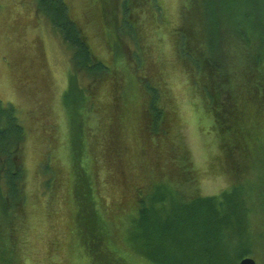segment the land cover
<instances>
[{"label":"rangeland","instance_id":"1","mask_svg":"<svg viewBox=\"0 0 264 264\" xmlns=\"http://www.w3.org/2000/svg\"><path fill=\"white\" fill-rule=\"evenodd\" d=\"M33 1L0 0V101L12 103L16 107L18 117L25 128L24 139L16 152L18 166L22 171L21 187L25 190L27 198L24 217H22L25 231L19 238L22 240L21 245L18 243L21 254L18 256L19 264H164V262L174 264L176 257V260L182 261L181 263L188 264V237L182 238L174 230L162 231L159 229L161 222H158L154 215L158 214L161 220L162 217L167 216L174 218L177 212L171 204L172 201L169 200V194L173 189L167 186L171 182L173 188L178 191V211L183 213L185 204H188L184 202L187 200L192 201L200 194L218 193L231 185L227 182L224 171L221 170L224 166L231 169V160L227 156L226 148L219 147L221 139L213 129V116L208 101L196 82L197 72L191 73L192 71L188 70V66L185 67L182 61L188 40L186 22L188 11L196 17L198 12L195 6L198 3L203 5L204 1L136 0L138 5L131 9V14L126 11L123 15L124 8L130 6V0H113V3L119 1L120 11L117 19L120 17L122 20L125 16L126 19L134 21L128 26L131 35L125 29L121 34L123 42L129 47L124 45L123 49L118 48L115 52L118 77L110 79L107 76L108 78L97 83L96 87H92L89 85L91 77L79 73L80 85L87 87V92L89 91L90 94H95L96 107H98L96 116L101 121L104 117L102 113L107 111L117 89L122 104L128 101V98L123 100L125 91L129 94V100L134 95L133 89L130 88L131 80L122 75V68L124 74L130 78L134 77L133 81L137 85L139 83V87L142 85L140 77L143 75L144 79L148 77L142 70L143 66L140 68L143 61L139 63L137 60H132V58H145V67L147 62L156 67L154 74L155 77L158 75L156 83H159L163 90L162 98L168 113L169 132L152 137L149 142L147 141V146H144L145 143L141 140L139 148L130 150L129 147L137 141L135 137L130 136L136 135L135 132L139 133L137 127H134L137 125V119L131 121V124L126 123V127L117 118L114 122L111 117L107 119L103 133L96 137H110L112 134L110 131L115 130L116 136H111L121 137V141L126 142L125 145L123 143L125 158L129 160V156H135L134 151H136L137 159L133 167L127 162L126 168L127 174L135 177L136 181L134 180L133 183L137 184L139 189L134 201L131 196L127 200L121 195L120 188L114 189L115 184L109 185L113 180L107 168L106 171L103 168L96 170L98 193H94L93 210L100 215L102 221L98 223L99 227L96 229L90 224L91 228L85 234L82 226L89 224L92 217V208L89 210L90 201L78 200L77 207L85 203L86 218L83 220V217L79 218L74 223L71 205L67 200L71 181L69 173L72 171L78 173L81 170L80 167L72 164L75 158L71 155L68 139L71 136L75 137V132L73 128L69 130V114L61 104L71 69V50L47 19L36 15ZM66 1L72 15L83 27L94 55L104 60L106 64L112 65L105 33L108 17L110 19L111 15L112 0H97L102 3V7L100 6L101 10L96 12L90 9L93 0ZM220 1L208 0L206 8L203 7L206 11V19L211 16V22L208 20V42L213 47L216 46L213 51L217 49L218 53L220 50L222 60L225 59L224 63L237 65L240 68L250 66L254 46L264 44V0H224L231 17L236 20L243 35L248 38L250 46H247L246 50L245 44L240 43L235 37L230 39L228 46L224 43L223 30L229 25L225 26V20L219 16ZM111 20L118 32H121L127 24L124 25L118 20L115 22L113 17ZM122 26L123 28L120 29ZM139 26L143 27V37L141 31L139 32L140 29L138 30ZM216 26L221 32H216L215 36L213 29ZM232 31V28L227 29L229 35ZM109 34L114 39L111 31ZM206 44L209 49L208 43ZM126 60L129 61V65ZM139 69L140 75H136ZM116 85L118 88L114 90L112 86ZM136 91L138 94L140 90ZM77 95L73 92L66 99L75 102ZM139 96L134 95L133 99L137 103L134 107L136 110L139 106ZM74 115L75 112L72 110V116ZM258 115L264 123V109H260ZM89 118L95 120L93 112ZM98 125L101 128L100 122ZM162 128L163 126H160L161 130ZM92 130H87V137H95L90 132ZM171 134L176 138L173 139ZM127 137L131 142L126 139ZM171 138L173 145H181L187 150V159L179 154H172L168 148ZM159 140L167 153L168 163L173 165V167L168 166V171H157L161 168V165L157 166V160L154 157L152 162L147 159L149 153L154 155L159 150L153 147V144L157 146ZM114 142L111 140L106 143L103 152L112 161L121 146L120 143ZM146 147L149 148L148 151ZM233 152L235 161L240 163L242 160L244 168L247 169L248 161H244L241 154L238 158L237 152ZM187 160L191 161L195 168V181H187L185 184L173 182L175 169L179 167L178 162L184 166ZM144 162H148L145 167L142 166ZM116 163L118 164L117 161ZM80 165L82 166L81 163ZM262 167L261 162L255 166L260 170ZM130 169L132 173H128ZM251 178L253 179L252 176ZM78 190L86 194L82 186H78ZM187 193L188 199L185 198ZM167 195L168 201L161 202L162 197ZM176 195L172 194L174 197ZM152 197H156L158 201H151ZM142 199L146 207V216L148 215V219L144 218L145 220L139 218ZM129 205H132L131 208L122 213ZM151 205L155 209H150ZM174 222L175 219L173 226ZM189 227L190 224L188 229ZM201 231V228H197L190 234ZM82 237L83 245L79 242V238ZM254 253L256 262L264 264V250L260 244L254 248Z\"/></svg>","mask_w":264,"mask_h":264},{"label":"trees","instance_id":"2","mask_svg":"<svg viewBox=\"0 0 264 264\" xmlns=\"http://www.w3.org/2000/svg\"><path fill=\"white\" fill-rule=\"evenodd\" d=\"M203 1V5L198 3L195 6V10L198 12L196 17H193V14L188 11V17H186L188 40L186 51L182 50L185 53L182 61L185 67L188 66V70L192 71L191 73L197 72L196 82L200 88L199 90L203 92L208 101V107L213 116V129L221 139L219 147L220 149L222 147L226 148L227 156L231 160V169H227L224 165L221 168L225 173L227 182H230L231 185L215 194L204 195L199 193L200 195H197L194 200H185L186 202L184 203L188 204H185L184 212L181 213L178 211V191L173 188L170 182L169 185H165H168L169 189H173L172 193L169 194V200L172 201L171 204H173L177 212L174 214V218L167 216L162 217L161 220L158 214L155 213L154 215L156 220L161 222L159 229H162V231L174 230L182 238L188 237V264H237L243 256H251L257 261L254 255V248L260 244L264 250V123L261 121V116L258 115L260 109H264V44L254 46L250 66L246 65L244 68H240L237 65L224 63L225 59L223 58L222 60L220 50L218 53L217 49L213 51L216 46L213 47L208 42V20L211 22V16L208 20L206 19V11L203 10V7L206 8L208 0ZM33 3L36 15L44 16L71 50V69L68 73L66 89L63 90L64 94L61 104L69 114V130L73 128L75 132V137L71 136L68 139L71 155L75 158L72 164L80 167L81 170L78 173L75 171L69 173L71 181L67 200L71 205V216L74 223L79 218L83 217L82 220L86 218L84 212L85 203L77 207L76 205L79 204L78 200L81 202H83V199L90 201L89 210L92 208V217L89 224L85 225V227L82 226L85 234L91 228L90 224L96 229L99 227L98 223L102 221L99 218L100 215L93 210L94 193H98L96 191L98 190L96 189L98 183L95 174L96 170L103 168L106 171L107 168V171L111 172L113 180V182L110 181L111 184L109 185L113 186L115 184L113 186L114 189L115 187L120 188L121 195L127 200L131 196L134 201V198H137V189H139L138 185L133 183L134 180L136 181L135 177L129 176L126 168L127 162L130 167H133L137 159L136 151H134L135 156L130 155L129 160H127L125 158L126 151L123 149L124 140L121 141V137H112L116 136L115 130L110 131L112 133L110 137L96 136L103 133L109 117H111L112 122L117 118V120L124 123V127H126V123L131 124V121L137 119V125L134 127H137L139 133L135 132L136 135L130 136L135 137V140H137L135 141L136 143L132 144L133 146L129 147L130 150L136 147L139 148L141 140L145 143L143 145L147 146V141L152 137L169 132V127L167 126L168 113H166L164 99L162 98L163 90L160 84L156 83V80L158 82V75L155 77L154 74V68L156 67H153L148 62L145 67L146 60L143 57L141 59H133L131 57L132 60H137L139 63L141 60L143 61L140 64V68L143 66V72L148 75L147 79H144L145 76L142 74L143 76L140 77L142 85L139 87V83L137 85L133 81L134 77L130 78V76L128 77L127 74H124L123 68L121 71L126 79L131 80L130 88L133 89L134 95L138 97L139 93L141 94L139 96L140 107L138 106L137 110L134 109L137 104L133 100L134 95L129 100V94L125 90L123 100L128 98V101L126 104H122L118 95V85L112 86L114 90L117 89L116 95L113 97L107 111L102 113L104 117L100 121L96 116L98 107H96L95 94H90L89 91L87 92V87L80 85L78 74L85 73L91 77L89 85L92 87H96L97 83L108 77L110 79L118 77L115 68V61H117L115 52L118 48L123 49L124 45L129 47L126 42H123L121 34L126 31L131 35L128 26L129 23L134 21L126 19L125 16L122 20H120V17L117 19V15L119 16L118 11H120L119 1L113 3L112 0L110 5L111 15L110 19L108 17V27L105 29L108 38L107 44L110 49L109 55L112 58L111 65L106 64L104 60L94 55L83 27L72 15L71 8L66 0H34ZM91 4L90 9L94 10V12L101 10L102 3L100 1L93 0ZM136 5H138L136 0H130V6L125 7L122 14L124 15L128 11L130 15L131 9L135 8ZM218 6L220 8L219 16L222 17V20H225V26L229 25L224 27L223 30L224 43L228 46L230 39L235 37L240 43L243 42L245 44V50L248 49L247 46H250L248 38L243 35L236 20L231 17L227 4L224 0H221ZM192 8L194 7L192 6ZM92 14L94 15L93 11ZM112 17L115 22L118 20L124 25L127 23L124 28L123 26L120 27V29L123 28L121 32L116 30L114 22L111 20ZM228 28L233 29L230 35L227 33ZM138 30L139 32L141 31L143 37V27L139 26ZM110 31L114 34V39L109 36ZM213 31L215 36L216 32H221L218 30V26L214 27ZM206 43H208L209 49ZM122 59L124 62V58ZM140 72L139 69L136 75H140ZM137 89L140 90L138 94H136ZM73 92L78 94L75 102L71 99L70 101L66 99ZM16 110L12 103L0 101V191H3L2 193L0 192V264H19L18 256H21V254L18 243L21 245L22 240L19 238L21 234L24 235L23 232L25 231L22 225V217H24L27 198L25 190L21 187V184H23L22 171L20 166H18L16 155L24 139L25 128ZM72 110L75 112L74 116H72ZM92 112L95 120L89 118ZM126 118L128 119L126 120ZM99 122L101 128L98 125ZM160 126H163L162 130ZM90 129H93L90 132L95 137L86 136L87 130ZM171 137L173 139L176 138L172 134ZM126 139L131 142L129 137ZM111 140H114V143L121 144L117 155L113 157V161L110 160L107 154L103 153L104 145ZM169 141L168 148L172 154H179L187 159V150L181 145H173L172 138ZM153 145L159 150L154 155L149 153L147 159L150 162L153 160L152 157L157 160V166L161 165V168L157 169V171H168V166L173 167V165L168 163L167 153L164 151L161 141L159 140L157 146ZM146 148L148 151L149 148ZM233 151L237 152L238 158H240L239 155L241 154L244 161H248L247 169L244 168L245 165L242 160H240V163L235 161ZM219 158L221 163V157ZM224 160L227 163L226 156H224ZM260 162L263 164L262 170L255 168ZM147 164L148 162H144L142 166L145 167ZM178 164L179 167L177 166V169L174 168L176 175L172 181L177 184H185L187 181L192 182V180L194 182L195 168L192 166L191 161L187 160L185 167L181 166L179 162ZM239 166L242 167L240 168ZM237 169H239L238 173ZM132 172L131 169L128 171V173ZM116 173L119 174V177L118 174L116 177ZM130 182L131 184H128ZM77 185L82 186L86 194L82 191L80 193ZM193 188L196 189V187ZM173 193L177 195L174 197L172 196ZM185 198L188 199V193ZM167 199L168 195L166 197L163 196L161 202L168 201ZM150 200L158 201L156 197H152ZM141 202L139 218L148 219L143 199ZM131 206L129 205L127 209H123L122 213L129 210ZM152 206H150V209H155ZM97 210L99 212L98 208ZM188 224H190L189 229ZM197 228L202 229L201 233L194 232L190 234L191 231ZM79 242L83 245V237L79 238ZM185 253L186 251L182 254L184 255ZM176 259L174 264H183L181 263L182 261ZM164 264L170 263L164 262Z\"/></svg>","mask_w":264,"mask_h":264},{"label":"water","instance_id":"3","mask_svg":"<svg viewBox=\"0 0 264 264\" xmlns=\"http://www.w3.org/2000/svg\"><path fill=\"white\" fill-rule=\"evenodd\" d=\"M237 264H257L256 260L251 256H243Z\"/></svg>","mask_w":264,"mask_h":264}]
</instances>
